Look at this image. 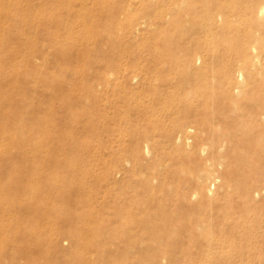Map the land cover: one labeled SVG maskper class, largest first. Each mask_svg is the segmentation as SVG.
<instances>
[{
    "label": "rangeland",
    "instance_id": "rangeland-1",
    "mask_svg": "<svg viewBox=\"0 0 264 264\" xmlns=\"http://www.w3.org/2000/svg\"><path fill=\"white\" fill-rule=\"evenodd\" d=\"M7 1L10 12L0 9V103L7 109L0 135L9 137L0 138V190L12 179L20 186L0 210V264H141L129 239L143 227L173 230L190 226L198 211L216 213L205 203L199 209L198 198L194 212L179 207L178 190L203 167L196 145L173 136L179 103L204 89L194 80L208 76L209 55L200 51L196 64V50L174 24L158 25L153 0H103L118 11L115 20L95 0ZM139 20L148 25L134 33ZM197 152L200 160L209 154ZM147 175L153 192L163 182V196L151 197ZM216 191L236 198L233 188Z\"/></svg>",
    "mask_w": 264,
    "mask_h": 264
},
{
    "label": "bare ground",
    "instance_id": "bare-ground-1",
    "mask_svg": "<svg viewBox=\"0 0 264 264\" xmlns=\"http://www.w3.org/2000/svg\"><path fill=\"white\" fill-rule=\"evenodd\" d=\"M21 1L15 0V3L18 5ZM27 2L29 5L31 0ZM56 3V0L47 1L49 6ZM153 4L160 7L155 15L158 25L174 24L177 29L174 31L191 44L193 52L196 50V64L202 60L200 51L209 55L208 76L205 75L204 81L194 80L204 89L193 102L179 103V132L173 136L177 142L196 145L194 158L203 167L178 190L179 207L194 212L199 206L192 199L198 198L202 199L199 209L205 203L215 207L216 213L211 214L210 210L211 213L203 215L198 211L191 218L190 226L179 225L173 230L149 224L140 234H133L129 242L140 249L141 264H164L161 262L165 260L170 264L184 260L189 264L264 262V0H153ZM93 7L101 14H109L113 20L118 15L114 5L103 0H95ZM0 9L9 13V2L0 0ZM64 10L75 15L74 10L67 7ZM147 25L139 20L132 30L138 33ZM5 77L0 71V82H5ZM2 112L6 113L7 109L0 103ZM31 124L28 123L27 130ZM4 135H0L3 141L9 137ZM4 146L3 143L0 148ZM197 150L209 154L200 160ZM156 179L160 177L157 175ZM152 180L149 176L145 183L151 191ZM191 182L194 185H189ZM162 184L152 191L153 199L164 195ZM219 184L226 191L233 188L235 200L231 193L219 197L216 191ZM19 186L20 180L12 179L0 190V210H5L6 201L12 200ZM257 197H262L263 203L257 204ZM223 202L225 207L221 205ZM23 227L24 224L20 228ZM0 239V246L4 245L1 232ZM34 251L38 252V246Z\"/></svg>",
    "mask_w": 264,
    "mask_h": 264
}]
</instances>
